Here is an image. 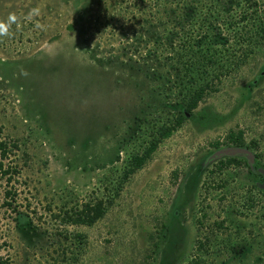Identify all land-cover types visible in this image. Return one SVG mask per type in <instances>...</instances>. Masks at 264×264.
Returning <instances> with one entry per match:
<instances>
[{
  "label": "rangeland",
  "instance_id": "1",
  "mask_svg": "<svg viewBox=\"0 0 264 264\" xmlns=\"http://www.w3.org/2000/svg\"><path fill=\"white\" fill-rule=\"evenodd\" d=\"M204 1L206 21L186 26L196 27L185 34L192 50L149 55L159 39L136 52V37L174 29L159 25L155 4L106 24L95 18L115 12L112 0H0V21L17 18L0 36V132L17 143L19 169L9 183L0 175L8 264H264V0ZM210 58L204 72L198 62ZM191 74L212 75L217 89L187 112ZM181 113L125 178L131 157ZM230 129L244 131L253 165L244 155L209 160ZM98 202L100 218L78 221ZM17 211L27 219L19 228Z\"/></svg>",
  "mask_w": 264,
  "mask_h": 264
},
{
  "label": "trees",
  "instance_id": "2",
  "mask_svg": "<svg viewBox=\"0 0 264 264\" xmlns=\"http://www.w3.org/2000/svg\"><path fill=\"white\" fill-rule=\"evenodd\" d=\"M210 2V4H218V0H207ZM115 3V4H114ZM152 4H155L157 7H160V9H164V17L166 18V21H162L159 23V25H173L174 29L164 28L166 30H162L161 32L156 30H150L148 29L146 31V34L143 35V39H140L136 37V43L134 44V48L136 49V52L140 51L141 49V41H145L146 43L148 41L159 39V42L157 41L156 45H153L152 47L150 44L148 45V42L145 51L148 52L149 55L152 53H157V51L160 49H164L166 46L170 47L173 50H176L173 52V54L177 53L178 51H190L194 48V45L192 43L188 44L189 41H185L187 37H185V34H189L190 36L188 38H193L196 35V27L191 26L189 32L186 31V26L189 24H196V17H201V22L206 21V16H200L201 8L199 4H209L205 2L204 0H112L111 4L106 6L116 8L115 12L111 11L110 14H107L104 17H101L100 14L98 15V18H95V21L98 23L101 22V18L103 19V22L106 24L114 21V16L116 15L117 11L122 16H126L130 14V8L141 11V14H146L144 11V8L150 7ZM198 4V6H196ZM154 5V6H155ZM153 6V7H154ZM97 8V7H96ZM197 8V9H196ZM159 9V8H157ZM196 11L198 14H196ZM151 12V11H150ZM221 12L219 11V8H217L216 14L213 12L214 17H218L217 19H220ZM264 13V10H263ZM153 15V14H152ZM198 15V16H196ZM264 15V14H263ZM134 16V15H133ZM141 20L143 19L142 24H146L151 26L152 20L150 18H146L145 16H140ZM153 16H151L152 18ZM195 22V23H194ZM158 25V24H157ZM218 29V28H217ZM262 33H264V25L261 28ZM159 33H163V38ZM215 35V43L224 45V43L227 42L226 37L220 33V31L215 30L213 33ZM180 35L183 36L181 39H183L182 43L178 46L173 42L175 40L174 36ZM199 42H203L204 37L207 36L205 32L202 34H199ZM225 35V34H224ZM204 36V37H203ZM163 39L166 41L164 43L163 40L160 41V39ZM201 45V44H200ZM197 46V45H196ZM149 57V56H148ZM212 58L206 59V61L201 62V64L198 62V65H200L201 69L205 72L204 67H207V62L211 61ZM178 64V63H177ZM194 64V63H193ZM190 64V65H193ZM217 65V62H216ZM217 67V66H216ZM216 67H213V70H210L209 73L212 71H215ZM216 75L213 76V78ZM212 77V75H211ZM208 78V75L206 76H200L198 78H195L194 74L190 75V78L194 84V90H191L188 100L185 106V111L191 112L193 109H195L199 102L204 100V98L210 94L211 92L216 91V81L212 80V78ZM219 81V80H218ZM186 118V115L184 113L179 114L175 117V122L171 125H164L160 127L157 130L156 135L147 143V146L140 154H135L131 157L130 163L127 166L123 176L127 178L130 174L134 173L136 170L141 169L151 158L155 150L157 149L158 145L164 140L170 137L175 129L180 126L184 119ZM227 146H238L243 147L245 146V138H244V131L242 129H230L222 141ZM221 145V142L219 140H215L212 143V146L215 148H219ZM252 146L255 145L254 142L251 144ZM18 149L17 143L14 141H11L7 138H3L0 132V175L6 178V181L9 183L12 180H14V177L17 176L19 173L18 165L16 163V151ZM234 157H228L227 160L224 162L225 165L230 162H236ZM223 162V161H222ZM221 162V163H222ZM224 163H222L224 165ZM6 195L14 196L15 191L6 190ZM8 206H12L11 201H5L4 202ZM105 206L103 205V202H98L94 204V206H90L89 208H86L84 211L82 219L78 220L82 223L91 224L92 222L96 221L98 218H100L105 211ZM16 211V210H15ZM23 212L17 211L16 217H15V225L19 228L20 226L27 223V219ZM0 264H8V260L0 256Z\"/></svg>",
  "mask_w": 264,
  "mask_h": 264
},
{
  "label": "water",
  "instance_id": "3",
  "mask_svg": "<svg viewBox=\"0 0 264 264\" xmlns=\"http://www.w3.org/2000/svg\"><path fill=\"white\" fill-rule=\"evenodd\" d=\"M234 155H244L249 164H252L254 161V154L245 147H238V146H226L223 148L217 149L213 154L210 156L209 160H215L222 156H234ZM263 170H261L262 172Z\"/></svg>",
  "mask_w": 264,
  "mask_h": 264
},
{
  "label": "clouds",
  "instance_id": "4",
  "mask_svg": "<svg viewBox=\"0 0 264 264\" xmlns=\"http://www.w3.org/2000/svg\"><path fill=\"white\" fill-rule=\"evenodd\" d=\"M15 14H9L7 21H0V36L9 35L11 24L16 22ZM26 75V73H22Z\"/></svg>",
  "mask_w": 264,
  "mask_h": 264
},
{
  "label": "flooded vegetation",
  "instance_id": "5",
  "mask_svg": "<svg viewBox=\"0 0 264 264\" xmlns=\"http://www.w3.org/2000/svg\"><path fill=\"white\" fill-rule=\"evenodd\" d=\"M254 161H255V156H254ZM254 161H253V164H254ZM253 164H252V165H253ZM257 184H258L259 186L261 185L259 182H257ZM261 187L264 188L263 185H261Z\"/></svg>",
  "mask_w": 264,
  "mask_h": 264
}]
</instances>
